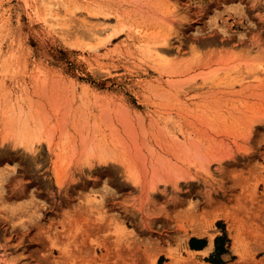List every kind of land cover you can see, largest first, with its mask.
<instances>
[{
    "label": "rangeland",
    "instance_id": "rangeland-1",
    "mask_svg": "<svg viewBox=\"0 0 264 264\" xmlns=\"http://www.w3.org/2000/svg\"><path fill=\"white\" fill-rule=\"evenodd\" d=\"M263 259L264 0H0V264Z\"/></svg>",
    "mask_w": 264,
    "mask_h": 264
},
{
    "label": "bare ground",
    "instance_id": "bare-ground-1",
    "mask_svg": "<svg viewBox=\"0 0 264 264\" xmlns=\"http://www.w3.org/2000/svg\"><path fill=\"white\" fill-rule=\"evenodd\" d=\"M163 44H168V40H164V42H163ZM155 51L158 53V54H162V53H169L170 52V50H168V49H166L165 47H156L155 48ZM13 137V141H12V138L11 137ZM8 137H10L11 138V141L15 144V145H22V146H24L26 149H33V148H35V146H36V143L40 140V136L39 135H35V136H33V135H26V134H24V133H18V134H15L14 136H12V135H8L7 136V138L6 139H8ZM24 148V149H25ZM89 152V151H88ZM93 156H95L94 154H93ZM92 155H91V152H90V155H87L85 158H83V159H85V162L86 163H90L91 162V157H93ZM84 157V156H83ZM131 178V180L133 181V182H136L137 180H138V178L137 177H135V176H131L130 177ZM210 226H205L204 227V229L205 230H207L208 228H209ZM202 232V229L201 230H198V229H194V234H196V235H200L199 233H201ZM211 235V237L213 238V234H210ZM213 235V236H212ZM239 241H240V235L239 234H236L235 235V243H234V245H235V248L237 247H239ZM241 242V241H240ZM241 244V243H240ZM244 252V251H243ZM205 254H208L209 253V250H207V251H205L204 252ZM240 255V254H239ZM244 256V255H243ZM242 257V256H241ZM246 257V256H245ZM245 259V258H244ZM241 262V261H240ZM263 263H264V259H263ZM236 264H239V262L238 263H236Z\"/></svg>",
    "mask_w": 264,
    "mask_h": 264
},
{
    "label": "crops",
    "instance_id": "crops-1",
    "mask_svg": "<svg viewBox=\"0 0 264 264\" xmlns=\"http://www.w3.org/2000/svg\"><path fill=\"white\" fill-rule=\"evenodd\" d=\"M213 239L214 237L212 239H207L204 237H195V238L193 237V239L191 238L189 240L188 247L191 251L200 253V254L202 252L204 253L205 251L209 250L208 255H210L213 251H215V248H216V243H215V240ZM222 258H223V255H222Z\"/></svg>",
    "mask_w": 264,
    "mask_h": 264
},
{
    "label": "trees",
    "instance_id": "trees-1",
    "mask_svg": "<svg viewBox=\"0 0 264 264\" xmlns=\"http://www.w3.org/2000/svg\"><path fill=\"white\" fill-rule=\"evenodd\" d=\"M221 251H222V253L224 252V250H223V249H221ZM213 262H214V261H213ZM215 264H219V263H216V262H215Z\"/></svg>",
    "mask_w": 264,
    "mask_h": 264
}]
</instances>
